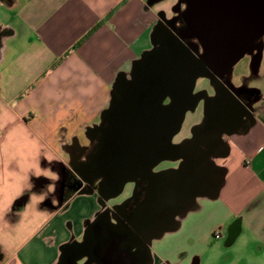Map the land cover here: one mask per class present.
I'll use <instances>...</instances> for the list:
<instances>
[{"label": "crops", "instance_id": "obj_1", "mask_svg": "<svg viewBox=\"0 0 264 264\" xmlns=\"http://www.w3.org/2000/svg\"><path fill=\"white\" fill-rule=\"evenodd\" d=\"M183 3L0 0V264H68L88 227L121 207L105 181L91 190L88 166L117 97ZM239 62L171 138L180 152L168 159L186 160L164 174L186 197L166 223L147 216L149 264H264L263 37ZM240 89L257 96L244 106ZM64 170L89 172V188L82 179L62 199Z\"/></svg>", "mask_w": 264, "mask_h": 264}, {"label": "water", "instance_id": "obj_2", "mask_svg": "<svg viewBox=\"0 0 264 264\" xmlns=\"http://www.w3.org/2000/svg\"><path fill=\"white\" fill-rule=\"evenodd\" d=\"M183 2L186 37L197 42L193 51L175 37L167 43V51L159 50L142 59L136 80L126 90L125 104L99 140L88 166L90 184L104 179L112 188V196L120 194L127 182L144 174L154 175L153 166L173 156L149 164V152L159 149V135L167 148L175 149L172 136L179 130L184 114L201 99L200 95L192 96L196 78H223L258 46L253 42L264 36V0ZM166 97L170 102L162 106ZM126 106L130 110L122 113Z\"/></svg>", "mask_w": 264, "mask_h": 264}, {"label": "flooded vegetation", "instance_id": "obj_3", "mask_svg": "<svg viewBox=\"0 0 264 264\" xmlns=\"http://www.w3.org/2000/svg\"><path fill=\"white\" fill-rule=\"evenodd\" d=\"M184 10L185 6L177 15L178 18L174 17L167 21V24L161 28L156 37L158 39L157 41L163 42L166 45L171 38L177 37L192 52L195 43L186 37L187 28L183 19ZM161 50L167 51V49ZM128 87L129 85L123 87L122 92L117 97L112 112L107 116L106 128L102 134L111 127L115 114L117 112L119 113L117 110L121 109L122 105L125 104V100L127 99L125 95ZM248 95L247 90L240 89V91H236L238 100L244 106L250 103V96ZM169 102V98L166 97L161 105L166 106ZM228 107V109H238V106L232 102H229ZM127 110H130L128 106H126V110L122 109L121 111H123L122 113H126ZM157 143L159 149L154 148L148 154L149 164L156 159L167 157L168 155H175L180 152L178 149L167 148L163 136L159 135ZM81 175L83 177L82 179L87 182L85 189H88V182L91 179L90 174L89 172H84ZM159 178H161V175L144 174L139 177L136 180L137 185L134 196L123 201L119 209L112 210L117 224H111L107 214H102L88 227L86 234L87 240L80 245L70 248L68 252V264H149V248L147 240L145 239L146 228L144 227L148 220L147 213L145 212H151L153 210L154 215L151 223L157 224L159 222L166 223L168 209L174 210L173 205L169 206V203L168 205H160L162 193L160 190L154 189ZM82 179L79 175L64 170L61 180V198L65 199L71 191L82 184ZM182 187L183 185L181 186L178 182L176 187L178 197L182 195ZM108 195H112V191ZM141 210L144 212H140ZM80 261L84 262L80 263Z\"/></svg>", "mask_w": 264, "mask_h": 264}, {"label": "rangeland", "instance_id": "obj_4", "mask_svg": "<svg viewBox=\"0 0 264 264\" xmlns=\"http://www.w3.org/2000/svg\"><path fill=\"white\" fill-rule=\"evenodd\" d=\"M174 2H175V0H167V9H170L172 7V5L174 4ZM184 6H185V4L183 3L181 9H183ZM172 18H174V17H171V19ZM175 18H178V16H175ZM262 37L264 39V36H262ZM262 37L260 39L256 40V41H254L253 45L258 44L259 41L262 39ZM191 40L196 45V43H197L196 40L195 39H191ZM153 48H154L153 49L154 51H155L156 48H157L156 50H158V49H167V45L165 43H163V42L157 41L156 44H155V47H153ZM144 56H146V54ZM144 56L142 58H144ZM239 63L235 66V67H237V69H238V67L240 65ZM235 67H234V69H235ZM229 73L227 75H229ZM227 75L224 76L221 79H209V78L201 77V76L197 77L196 81H195L194 88L192 90V96H198L200 94H205V93L207 95L210 94V93L216 94L217 91H218V86L221 84L222 79L227 77ZM203 103H204V100H203V98H201L193 109H190V110L187 111V114L184 117L185 119H184V121L182 123V127H181L180 132L184 130V127L188 124L189 118L194 113H196V111H202ZM176 137H177L176 135L173 136L172 140L174 141L176 139ZM185 160L186 159L183 158V157H178V158H175V159H163V160H160L159 162H157L156 165L153 166L152 171H151L152 174H162L161 178H159L158 181L156 182V188L158 190H160L161 193H162V199L160 201V205L161 206L162 205H168V203L170 201H172V205L175 207L176 205L181 204L183 202L184 198L186 197V195H183V196L181 195V197H177L176 198L175 189L177 187V184L176 183L175 184L169 183L168 180H167V175L164 174V171H166L167 169H169L171 167L172 168L173 167L180 168ZM178 182H182V181L180 180ZM91 185H92L91 186V188H92L91 190L95 189L97 192H99L101 190V185H104V179H101V178L96 179L95 181H93V183ZM136 185H137L136 181L127 182L124 185V187H123V189H122V191H121V193L119 195H117L116 197L115 196L114 197H110L108 199L109 204H111V203L115 204L118 201H121V200L126 201L129 198H132L134 196V193H135ZM97 195H98V193H95V198H91L90 195H88V194L83 195V196L87 197V198L84 199L85 201H79L78 200L77 203H81V204H85V205H90L89 201H91L92 203H96ZM105 212H106V214H107V216L109 218L110 223L111 224H117V220L115 219V217L113 215V212L111 210H107ZM140 212H144V211L141 210ZM145 213H147V216L150 219H152V217L154 215L153 210L151 212L150 211L149 212L146 211ZM151 225H152V223H151ZM153 230H154V227L152 228V226H151L150 229L148 230V232L153 231ZM223 237H224V239H221V240H219L217 242H221V243L224 242V240L226 238V230L223 231ZM85 240H87L86 236L84 238L80 239V241H78V242L82 243ZM166 250H167V240H166V242L164 243V245L162 247L158 248V252L159 253H161V252L165 253ZM205 257H208V255L205 256ZM84 261H80V263H83ZM206 263L209 264V261L206 260ZM83 264H85V263H83Z\"/></svg>", "mask_w": 264, "mask_h": 264}, {"label": "trees", "instance_id": "obj_5", "mask_svg": "<svg viewBox=\"0 0 264 264\" xmlns=\"http://www.w3.org/2000/svg\"><path fill=\"white\" fill-rule=\"evenodd\" d=\"M91 32H92V31H91ZM91 32L88 33L86 36L88 37V35H90ZM239 91H240V90H239ZM247 92L249 93L248 96H250V101H249V102H252V101L256 98L257 94H256L255 92H253V91H247Z\"/></svg>", "mask_w": 264, "mask_h": 264}, {"label": "built area", "instance_id": "obj_6", "mask_svg": "<svg viewBox=\"0 0 264 264\" xmlns=\"http://www.w3.org/2000/svg\"><path fill=\"white\" fill-rule=\"evenodd\" d=\"M220 238H221V232H220V230L218 229V230L214 231V233H213V239H214V240H218V239H220Z\"/></svg>", "mask_w": 264, "mask_h": 264}]
</instances>
